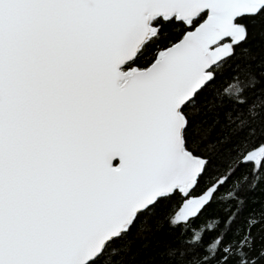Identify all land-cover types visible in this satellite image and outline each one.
Returning a JSON list of instances; mask_svg holds the SVG:
<instances>
[{
	"label": "snow or ice",
	"instance_id": "1",
	"mask_svg": "<svg viewBox=\"0 0 264 264\" xmlns=\"http://www.w3.org/2000/svg\"><path fill=\"white\" fill-rule=\"evenodd\" d=\"M262 20L264 0H0V264H124L166 206L178 264H264V216L239 227L264 182V98L237 63ZM225 65L234 166L209 184L192 113Z\"/></svg>",
	"mask_w": 264,
	"mask_h": 264
},
{
	"label": "trees",
	"instance_id": "2",
	"mask_svg": "<svg viewBox=\"0 0 264 264\" xmlns=\"http://www.w3.org/2000/svg\"><path fill=\"white\" fill-rule=\"evenodd\" d=\"M248 51L241 54L237 63L250 65L258 80L261 82L257 87L255 95L264 98V20L257 21L256 26L251 29V34L247 44ZM143 63V62H142ZM226 79L219 80L213 88L208 90V100L197 105L198 111L192 113L194 119L200 120L201 113H205L200 128L194 133L199 145L200 153L206 159L219 162L214 169V174L210 176L206 183H212L219 176L226 174L233 166L234 153L230 151L229 145L237 135V124H228L225 112L232 108L225 104L220 106L215 93L225 87L233 77V70L225 65L221 70ZM206 134V138L204 135ZM249 175V170H241L233 184L228 185V189L233 188L236 182L243 183V179ZM227 196V189L224 191ZM235 211V207L229 205ZM171 212L169 207H164L150 217L147 224L142 228H134L126 241L121 242L128 247V253L124 259V264H178V260L168 255L169 246H175L183 238L178 232L170 230L167 218ZM223 215V205H213L198 223H203L209 217ZM250 216L260 218L264 216V182L250 192L247 196L246 204L243 206L242 215L239 220V227L243 228ZM257 236V247L264 243V224L253 229Z\"/></svg>",
	"mask_w": 264,
	"mask_h": 264
}]
</instances>
